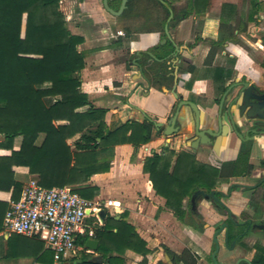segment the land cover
Wrapping results in <instances>:
<instances>
[{"label":"trees","instance_id":"1","mask_svg":"<svg viewBox=\"0 0 264 264\" xmlns=\"http://www.w3.org/2000/svg\"><path fill=\"white\" fill-rule=\"evenodd\" d=\"M61 1L0 0V192L9 193L10 201L17 200L23 188L14 177L16 169L24 170L44 188L69 187L81 197L93 199L98 188L88 183L92 176L109 171L114 147L130 144L136 149L152 138L153 125L148 120L128 121L109 130L106 111L94 108L82 92L80 73L85 57L78 46L84 40L68 30L59 8ZM199 2L205 6L209 0L188 1L196 14ZM251 3L248 21L264 11L257 0ZM235 39L232 34L213 43L217 46ZM167 53L166 49L163 56ZM261 67L264 70V60ZM84 107H88L85 112H78ZM162 153L147 157L143 172L156 194L181 218L182 200L197 186L210 190L218 174L213 168L196 165L185 154ZM246 161L247 154L241 153L236 163L244 165L242 171ZM8 207L9 201H0V230ZM104 220V226L92 228V238L99 242L97 250L106 264H126V250L149 254L132 226L108 214ZM87 239L80 237L76 245L83 246ZM100 261L83 256L78 264ZM40 262L51 264L52 255L43 253ZM186 264H195L194 258ZM252 264H264V258L256 257Z\"/></svg>","mask_w":264,"mask_h":264},{"label":"crops","instance_id":"2","mask_svg":"<svg viewBox=\"0 0 264 264\" xmlns=\"http://www.w3.org/2000/svg\"><path fill=\"white\" fill-rule=\"evenodd\" d=\"M222 6L226 8V6H231V4L224 3ZM86 12V23L98 34L96 41L107 44L110 40L114 43L121 40L120 37H115L112 34L110 23L107 20L110 16L101 9L98 0H89ZM80 18L83 21L82 17ZM187 22L189 23L186 27L187 30H183L180 33L179 29L182 24L184 25ZM206 22L208 24L210 21ZM217 23H219V27L222 23L220 18L217 20ZM207 24H205L204 30H199L194 34L192 31V16L186 15L177 21L176 27L170 28L169 31L172 39L176 44L181 46L183 51L180 56L181 62L176 63L170 59L166 62V66L163 65L165 68L163 73H167V78L162 79L161 85L159 83L152 84L147 72L143 71L141 73L138 67L129 66L130 69H126L124 64L116 65L112 62H96L93 64L91 57L82 52L85 57V67L80 73L81 90L87 95L94 108L106 111L105 123L109 130H114L128 121L143 123L146 120L150 122L158 120L164 123L167 116L177 105L178 98H174L173 91L183 100L202 99L200 100L201 103L204 102L202 96H207L206 109L204 111H211L210 96L212 95L211 91L214 81L220 80L226 83L230 80H237L241 76H232V73L228 69L216 65L213 58L205 61V70H203L205 74L204 79L190 81L192 79V71L194 70L192 67L198 68L196 62L191 61V68L182 70L183 58L195 56L197 59L198 55L195 53V48L197 49L199 46L188 50V43L192 37L195 39L197 36H200L202 39H205L207 33H210ZM215 24L216 22L214 23L216 30ZM215 30L210 33V38L213 39V42L218 39V37L215 40L213 38ZM241 33L239 30H234L233 32L236 37ZM159 40L160 34L154 31L140 36V39L134 42L138 46V50H135V56H137V52L153 50ZM229 42L232 41L225 42L223 46H227ZM163 52L164 50L160 51L162 55ZM109 53L110 51H103L97 56L108 57ZM259 69L264 74L261 64ZM219 70L222 72L221 75H218L220 73ZM173 73L177 75L178 79L176 86L174 80H172L171 85L167 84V80L171 79L169 77ZM249 81L258 86L264 85V79H252ZM87 108L79 109L78 112H85ZM204 111H202V114H204ZM180 114H190V109L183 107ZM153 132L154 134L156 133L155 130ZM153 132L151 134V141L136 149L130 144L114 147L109 171L91 177L88 185H94L98 188L97 195L93 199L101 201L112 200L118 202L120 208L118 210L114 208L102 209L100 212H104L103 219L100 220L98 216L99 212L97 218L90 219L92 221L90 225H92V228L96 225L99 227L104 226L106 214L115 220H122L134 228L136 234L146 243V249L150 254L152 247L156 245H158L156 247H159L161 244L168 247L173 242V238L167 233L170 230L167 225L172 224L181 233L178 237L182 243L175 244L181 246L184 250L181 252L175 251V254L170 255L164 249V255L159 252L160 258H157V254H153L150 261H148L149 254L146 256L138 254L140 260L137 264H173V262L176 264H186L191 258H194L195 264H213L212 253L215 249L214 234H217L214 228L225 218L216 214L207 204L200 203L199 214L204 223L202 226L203 233H200L199 224L193 223L190 219L191 225L195 226L192 227L186 222L187 218H190L185 209L188 197L182 200L184 214L181 218H178L174 214V211L166 206L165 199L156 194L152 188L148 174L143 172L145 159L153 153L160 154L154 150L157 141L153 139ZM161 138L162 143L167 147L171 138H165L164 136H161ZM72 142L73 140L68 141L69 144H72ZM17 146L18 144L15 145V148ZM238 147V142L229 144L226 141L222 144L221 148L217 147L214 149V155L210 154L212 161L214 158V162H212L214 164H211V166L213 165L212 168L214 167L217 171L218 177H222L218 183L219 188H227L232 183L241 185L252 184L255 177L251 178L250 175L257 176V174L263 172L260 168H254L252 172L250 166L255 163V157L259 153H264V144L260 148L257 146L254 148L250 159L246 161L245 171H242L244 165L241 162L236 163L238 160H236ZM207 153V150L200 151L198 152V157L204 160L208 155ZM243 173L246 176L243 177ZM14 177L23 186L33 178L22 169H16ZM251 179L252 183L249 182ZM262 193H264V185L256 190L236 188L232 190L228 197L222 199V202L238 221L242 222L248 219L260 227L256 226L248 232L245 231V227L242 225L233 227V230L228 232V243L230 244L238 234H242V236L238 237L231 249L228 248L227 242H225V232H219L216 236L218 243L217 264H252V261L256 257L264 258V194ZM258 195H261L260 200H258ZM103 196L107 199L103 200ZM9 197V193L0 192V201L8 202L10 201ZM180 227H183L184 230H180L182 229ZM113 232L115 233L116 230L114 229ZM209 235L210 238L208 237ZM152 237H155L154 240ZM162 238L167 239V242L161 240ZM193 245L202 248L201 256L199 255V251H188V248ZM257 247L259 249H256ZM47 252L52 255L45 242L38 237L28 238L6 234L3 231V227L0 230V264H47L40 262L42 254ZM131 255H135V253L130 250L124 252L123 258L126 264V258ZM83 256L88 257L91 262L101 260V264H106L105 260L101 259L102 257L98 250L90 251L84 248V245H76L74 251L62 259L60 264H78L81 262ZM51 264H54L53 255Z\"/></svg>","mask_w":264,"mask_h":264},{"label":"flooded vegetation","instance_id":"3","mask_svg":"<svg viewBox=\"0 0 264 264\" xmlns=\"http://www.w3.org/2000/svg\"><path fill=\"white\" fill-rule=\"evenodd\" d=\"M104 1L105 0H98L101 9L115 20H122L127 16L136 14L137 12L140 13V10L142 8L144 9L142 4L148 5L155 3L165 12V19L161 22L162 34L154 49L142 52L141 56L137 55L132 61L133 66L138 67L141 73H143L145 69L142 64L138 63V61H141L143 56L146 57V63L148 65L158 64L159 67H163V65L166 66V62L170 59L174 60L176 63L181 62L180 56L183 49H181V46L174 42L169 30L170 28L176 26L177 21L184 16L181 15L177 17L175 15L174 4L171 1L162 0L167 3L168 8H166L158 0H126L124 9L121 13L115 15L104 8ZM88 3L89 0H77L78 6L85 8L83 13L86 12ZM106 3L112 11L117 13L122 6L123 0H106ZM170 15H172V18H170ZM80 17H82V13L78 14V18ZM166 24L168 27L169 38L165 32ZM200 40L203 39L200 36H197L193 41L195 45L188 46V50H192L196 46H199ZM210 45L215 46L213 41ZM166 49L168 50V53L163 56L160 51H165ZM155 75L157 76L155 80L156 84L159 83V85H161L162 79L166 77L167 73L165 74L159 71L156 72ZM169 78L175 81L176 86L178 79L177 76L175 78V73H173ZM212 87V95L210 96L211 111H204L206 109L207 96H202L204 100L203 103L200 102V100H202L200 98V100H197L196 98V100H185L198 106L201 114H197V117L196 114H191V111L190 114H178L173 129H171L167 124L168 121L175 115L176 105L175 109L170 112L165 119L164 125L159 129H156L154 122L160 121L153 120V128L156 133L160 134V136H163L164 132L170 131L171 134L165 137L171 138L170 143H168L172 145L170 151L174 152L176 156L180 154L189 156L193 163L198 166L212 168L213 165L211 166V164H214L212 163L214 162V158L212 161L210 154L214 155V149L217 147L221 148L222 144L226 141L229 144L238 142L239 147L236 160L241 153H244L247 154L248 161L251 153L254 151V148H256V146L260 148L262 144H264V85L258 86L246 78L240 77L237 80H230L226 83L216 80L214 81ZM180 100L183 99L178 95L177 104ZM202 111H204V114H202ZM226 131H228L227 137L226 135H223ZM238 134H240L241 137H239ZM205 150L208 151V155L204 160H201L198 157V152ZM257 156L258 158H256V162L250 167L252 170H254L253 167L260 168L263 172L257 174V176L252 174L250 175L251 178H253V176L255 177L253 178L254 182L252 184L241 185L232 183L227 188H219L218 183L222 177H218L217 175L215 177V183L210 190H207L202 186H197L191 192L190 196H188L185 203V209L187 210L190 219L195 224H199L201 226L204 225L201 215L199 214L200 203L207 204L216 212V214L225 218L222 222L215 226L214 231L217 234L222 231L225 232V235L227 233L226 242L229 249L232 248L238 237L242 236V234H238L229 244L228 232L233 230V227L242 225L245 227V231L248 232L258 226L248 219L243 220L242 222L238 221L222 202V199L228 197L233 189L256 190L264 185V153H259ZM242 176L244 177L246 174L243 173ZM249 186L255 187L249 188ZM211 192H214V196H210ZM161 253L164 255L165 251L161 250ZM173 264L176 263L173 262Z\"/></svg>","mask_w":264,"mask_h":264},{"label":"rangeland","instance_id":"4","mask_svg":"<svg viewBox=\"0 0 264 264\" xmlns=\"http://www.w3.org/2000/svg\"><path fill=\"white\" fill-rule=\"evenodd\" d=\"M188 1L189 0H171V2L174 4L175 15L177 17L184 13H189L187 15L192 16V31L194 34L199 30H204L206 21L208 19L209 21L216 22V32L213 36L214 40L217 39V37V40H222L227 35H232L234 30H244V33L239 34L235 41L229 42L227 46H223V44L219 46L210 45L213 39L210 38L211 34L207 33L205 39L200 40L199 47L197 49L195 48V53L198 55L197 59L195 56L192 58L189 56L183 58L184 61L182 64V70L190 69L191 61L196 62V66L198 67L197 69H195L196 67H192L194 70L192 71L191 69L192 79H190V81L201 80L205 78L203 71L205 70V61H209L212 58L216 62V65L228 69L234 77L241 76L243 78H247L248 80H263L264 74L260 72L259 66L264 60V11L261 13L259 12L254 16L255 21H248V17L253 11L251 3L252 0H209V3L207 5L205 4V6L199 2L200 5L197 6V9H195L198 12L197 14L189 8ZM257 1L260 2L264 7V0ZM224 3L231 4L232 10L223 8L222 4ZM142 5L144 6V9H139L140 13L137 12L136 14L127 16L122 20H115L111 17L107 19L110 23L112 34L115 37H120L121 39H119L120 41L117 43H114L110 40L107 44L96 41L98 34H96V32H94L92 28L86 23L85 16L87 15L84 13L87 12L83 13L85 8L78 6L77 0H63L60 2L59 8L63 14L68 30L73 34L82 37L84 40V42L78 46V51H81L88 57H91V62L93 64L96 62H112L116 65L124 64L126 69H130L129 66H133L132 61L136 58L135 50H138V46H136L134 42L138 41L140 36H144V34L147 35L153 31L158 32L161 36V22L166 16L165 12L161 10L155 3ZM79 13H82L83 21L80 20L81 18H78ZM219 18L221 19L222 23L218 27L219 23H217V20H219ZM188 24V22L184 25L182 24L179 32L182 33L183 30L186 31ZM193 41L194 38L192 37L188 43V46L195 45ZM103 51H110V57H98ZM138 63L142 64L148 76L150 77L152 84L156 83V72L160 71L162 73L165 71V68L159 67L158 64L148 65L146 63V57H144L141 61H138ZM167 84L171 85L172 79L167 80ZM153 130L154 128L152 127L151 134ZM153 139L157 141L154 147L155 151H158V153L163 152L166 154V156L169 154V152H171L169 149L172 147V145L168 144L166 147V145L162 143L160 134L155 133L153 135ZM15 143L19 144V139H17ZM256 158H258V156L255 157V162ZM249 182L252 183V179L249 180ZM261 195H258V200H260ZM102 198L103 200L107 199L104 196ZM186 222L187 224L191 225V220L189 217L187 218ZM191 226L195 227L193 225ZM167 227L170 229L167 233L171 235L173 242H171L168 247L163 244H161L159 247H156L158 245L152 247L151 253L148 255V261H150V258L153 254H157V258H160L161 250L164 249L170 255L175 254V251L181 252L184 250L181 246L176 245L178 243H182L178 237V235L181 233L176 228H174L172 224L167 225ZM198 227L200 229L199 232L203 233L202 226L198 225ZM180 228H182L180 230H184L183 227ZM163 232L166 233L164 230ZM155 236L159 237L158 235ZM208 237L210 238V235ZM154 238L155 237H152L153 240ZM161 240L167 242V239L165 238H162ZM201 249L202 248L200 246L196 247L193 245L192 247L188 248V251H199V255L201 256ZM126 260L127 264H137V262L140 260V257L135 253V255H131L130 257L126 258Z\"/></svg>","mask_w":264,"mask_h":264},{"label":"built area","instance_id":"5","mask_svg":"<svg viewBox=\"0 0 264 264\" xmlns=\"http://www.w3.org/2000/svg\"><path fill=\"white\" fill-rule=\"evenodd\" d=\"M107 208L118 210L120 205L83 198L68 187L47 189L31 178L20 197L9 201L2 227L6 234L43 240L54 264H60L74 251L80 237L92 238V225L87 221Z\"/></svg>","mask_w":264,"mask_h":264},{"label":"water","instance_id":"6","mask_svg":"<svg viewBox=\"0 0 264 264\" xmlns=\"http://www.w3.org/2000/svg\"><path fill=\"white\" fill-rule=\"evenodd\" d=\"M159 2H161L162 3V5L163 6H165L166 8H168V5H167V3L166 2H164V1H162V0H158ZM125 2H126V0H123V3H122V6H121V8H120V10H119V12H114V11H112L108 6H107V3H106V0L104 1V8L107 10V11H109L110 13H112V14H119V13H121V11L124 9V7H125ZM170 18H172V15H170ZM165 32H166V34H167V37L169 38V35H168V27H167V24H166V26H165ZM141 54H142V52H137V55L138 56H141ZM176 74H175V78H176ZM175 89V88H174ZM173 89V90H174ZM173 96H174V98H178V95L173 91ZM183 107H188L189 109H190V111L192 112L191 114H196V117H197V114H201V111H200V109L198 108V106H196L194 103H192V102H189V101H185V100H180L179 102H178V104H177V107H176V110H175V115L168 121V126L171 128V129H173V126H174V124H175V121H176V118H177V116H178V114H180V112H181V110H182V108ZM164 125V123L163 122H154V126H155V128L156 129H159L160 127H162ZM227 132L228 131H226V132H224V134L223 135H226V137H227ZM171 134V132L170 131H166V132H164V134H163V136L164 137H166V136H169ZM238 136L239 137H241V135L240 134H238ZM253 187H255V186H249V188H253ZM210 196H214V192H211L210 193ZM98 216H99V218H100V220H102L103 219V217H104V212L102 211V212H100L99 214H98ZM258 227H260V226H258ZM216 235L217 234H214V242H215V244H216V249H215V251L213 252V254H212V261H213V264H217V261H216V253H217V248H218V245H217V240H216ZM227 241V233H226V236H225V242ZM98 245H99V242L97 241V240H95V239H87L86 241H85V243H84V248H86V249H88V250H90V251H96L97 249H98ZM97 259V258H96Z\"/></svg>","mask_w":264,"mask_h":264},{"label":"bare ground","instance_id":"7","mask_svg":"<svg viewBox=\"0 0 264 264\" xmlns=\"http://www.w3.org/2000/svg\"><path fill=\"white\" fill-rule=\"evenodd\" d=\"M207 21H209V20H207ZM214 22V21H213ZM212 21H210L208 24H207V22H206V24L208 25V29L210 30V33H211V31H214L215 30V28H214V23H213ZM208 30V31H209ZM206 31V30H205Z\"/></svg>","mask_w":264,"mask_h":264}]
</instances>
